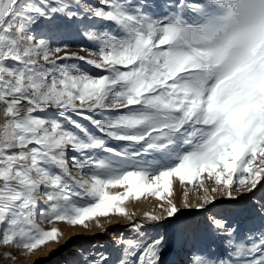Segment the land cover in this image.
<instances>
[{
  "label": "snow or ice",
  "instance_id": "6c2138e0",
  "mask_svg": "<svg viewBox=\"0 0 264 264\" xmlns=\"http://www.w3.org/2000/svg\"><path fill=\"white\" fill-rule=\"evenodd\" d=\"M64 23L83 26L86 55ZM262 165L264 0H174L159 13L128 0H0V261L58 242L45 224L131 221L130 198L162 201L147 223L172 218L175 180L203 189L200 209L221 189L238 199L264 186ZM258 215L260 229L236 240L214 219L231 255L197 264H264V202ZM145 226L131 222L137 237L118 241L117 264H163L165 237L144 240ZM97 262L109 257L83 264Z\"/></svg>",
  "mask_w": 264,
  "mask_h": 264
},
{
  "label": "rangeland",
  "instance_id": "374dc122",
  "mask_svg": "<svg viewBox=\"0 0 264 264\" xmlns=\"http://www.w3.org/2000/svg\"><path fill=\"white\" fill-rule=\"evenodd\" d=\"M154 1H155V3H154ZM90 2L93 4L99 5L100 0H95V1L90 0ZM128 2L131 4H137V3L143 4L145 2H149V3L153 4L154 8L157 5H159L160 6L159 8H157V7L155 8L156 11L159 13L161 8H163V6L171 4L172 2H174V0H171V1L170 0H157V2H156V0H128ZM132 2H134V3H132ZM158 3H161V4H158ZM85 23H87V22H85ZM95 23L98 26L100 24L99 21H96ZM61 27L66 30V33H70L72 38H73L74 43H73V47H72L71 51L80 52L81 47H83L85 49L93 47L91 42L83 39L81 36H79L77 34L78 28L81 31L83 30L82 25H77L76 23H72V24L64 23L61 25ZM108 27H111V26L109 25ZM48 30H49L48 25L46 23H41L39 26H34V31L38 35L41 33H47ZM80 54L86 55L87 53L86 52H80ZM84 67L87 68L88 66L84 65ZM90 70L94 74H99V70H95V69H90ZM74 118L79 119L78 117H74ZM81 123L85 124L90 130L94 131L93 126H91L88 123V121L81 120ZM112 143L115 144L116 142H112ZM71 155H72V153L69 152V156H71ZM258 162L259 161H257V163ZM262 166H264V165H262ZM204 184L206 187H208V185H209L210 190L212 187H215L213 181L208 180V179H205ZM211 184H213V185H211ZM195 189H193V185L190 183L181 184L178 180H175L174 185H173V193L169 198L177 205V207L180 209V211L174 217L166 219V220H164L158 224L157 223H147L145 220L146 216H140V218L132 220V221H136V222H140L143 220L145 223L148 224V225L146 224V226L142 232V238L144 240L150 241L152 239L158 238L159 236L165 237L166 242L164 245V252L162 254L163 264H168L166 261V258H165L166 253L169 254L173 251L174 244L176 241L175 238H176L178 232L180 231V229L182 227H186L188 225V223L190 221H192L194 218L196 219V222H197L199 217L201 216L200 208L184 206V202L188 196L189 197H191V196L197 197L200 193H202L201 196H203V189L202 188L196 187ZM111 191H113V192L122 191V189L113 188V189H111ZM194 191H199V192L194 194ZM215 193H219L221 195L225 192L221 189ZM210 194H213V193L210 192ZM233 195L238 197V199H235V200L231 199L230 200V201H233L235 207L233 209H231L232 211H230L229 213L219 215L218 219L221 218V220H227V221H229V224L235 226L238 229L237 233H235L233 236V240H236L237 237H243V236L247 235L249 233L250 229H255V230L260 229L259 227L261 226V220H260L261 217L258 215V207H259V204L261 202H264V186H258L257 189L254 190L252 193H242V192L234 191ZM143 199H145V201H148V196L146 195L139 200H135V199L130 198L127 202L132 200L133 204L135 206L136 204L139 203V201H141ZM157 201H161V200L157 199ZM127 211L129 213V216L133 212V210L131 212H129L128 208H127ZM148 213H152V212H148ZM160 213H163V212L160 211V212L156 213V215H160ZM143 217H144V219H143ZM125 219H127V218L124 216H121V215H112L110 217L98 218V221H99L98 223L97 222H90V223H95L96 226H98V227H103L108 222L115 223L114 225H112L110 227V229H108V232H106L107 235H106V233H104L106 236L103 235V236H100L98 238V241L95 243V250L93 251L92 257L96 256V254L98 255V253H102V254L107 255L109 257V262H108L109 264H117L118 259L122 255V251H121L122 245H120L118 243V241H120L121 239H129V238L137 237V233L132 231V229L130 227V224L132 221L131 222H130V220L125 221ZM126 223H128V224H126ZM180 224H182V225H180ZM53 226L58 227L62 233V236L60 237L58 242H55V241L49 242L46 245L38 248L37 250H35L31 254H21L22 258L20 260H15V261L4 260V261H0V264H30L37 256L48 255V253L50 252V249L53 245L62 244V241L65 239V237H67L72 232H76V231H79L82 229H86V227H83V226H71V225H68L67 223H59L58 225H50V224L44 225V227L46 229H50ZM89 226H90V224H89ZM197 226L200 228V230L202 232L207 230L206 231L207 234H206V232H204V233L207 235L206 239H207V243L209 242V248H207L206 252H204L203 257L205 259H207L208 257H206V256H209V255H212L213 258L219 256L218 254H215V250L213 251V248L215 247L213 242L215 240L214 239L215 236L217 235L219 242L223 241L222 242L223 246H224L223 249L226 246L229 247L228 249L225 248L224 252H223L224 254L220 255L219 257L222 259H228L227 257H229L231 255L232 249H230V248H232V246L229 245L225 241L226 238L222 236L223 234L220 233L221 231H219L218 229H215V227L210 229L209 227L211 225H206L205 221L204 222L202 221V223L197 222ZM211 227H213V226H211ZM214 230H216V232ZM217 230H218V232H217ZM211 236H214V237L212 238ZM220 236H222V237H220ZM212 239H214V240H212ZM218 240H215V241H218ZM108 241L110 242L109 244H108ZM95 252H96V254H95ZM204 258H202V259H204ZM54 260H56V259L55 258H51V259L49 258V260L47 262L51 263L52 261L54 262ZM61 262H62V260L59 259L56 264H60ZM70 264H76V263H70Z\"/></svg>",
  "mask_w": 264,
  "mask_h": 264
},
{
  "label": "bare ground",
  "instance_id": "6f19581e",
  "mask_svg": "<svg viewBox=\"0 0 264 264\" xmlns=\"http://www.w3.org/2000/svg\"><path fill=\"white\" fill-rule=\"evenodd\" d=\"M156 2H157V0H156ZM132 3H134V2H132ZM154 3H155V1H154ZM161 3H158V4H161ZM211 185H213V184H211ZM208 188H209V185H208ZM197 192H199V191H194V194H196ZM201 195H202V193H200L197 197H193V196L189 197L188 196L184 202V206L191 205V207L197 208L196 205L203 202V196H201ZM212 195L216 196L215 202L206 204L204 208L200 209L201 216L199 217V219L197 221V222H201V223H202V221L203 222L205 221L206 225L213 226V227L210 226L209 227L210 229L215 227L214 224L212 223V221L214 219H218L219 215L229 213L230 211H232L231 209H233L235 207L233 201H230L231 199L228 198L225 193H223L221 195L219 193H213ZM161 203H162V201H157V198L152 197V196H148V201H145V199H143V200L139 201L138 204L135 205L136 207L134 206L132 200H130L129 202H126L124 206L126 208H128L129 212H131L133 210V212L130 214L131 221H132L134 219L140 218V216H146L145 214L148 212H152V213L154 212L153 214H156V213L162 211L159 207V205ZM160 215H163V213H160ZM143 219H144V217H143ZM145 220H146V218H145ZM125 221H129V219L127 218V219H125ZM197 222H196V219L194 218L192 221H190L188 223V225L186 227H182L180 229V231L178 232V234L175 238L176 241L174 244L173 251L169 254L166 253L165 258H166V261L168 264H197L198 260L204 258L203 254H204V252H206L207 248H209V242L207 243V239H206L207 238L206 237L207 236L206 235L207 230L202 232L200 230V228L198 227L199 225L197 226ZM89 224H90V226L88 228L82 229V230H79L76 232H72L71 234H69L62 241V244L53 245L51 247L48 255H46V256L39 255L30 264H56L59 259L62 260V262L60 264H70V263L83 264V262L85 260L90 261L92 254H93V251L95 250V243L98 241V238L100 236L105 235L104 233L108 232V229H110V227L112 225H114L115 223L108 222L103 227H98V226H96L95 223H89ZM126 224H128V223H126ZM180 225H182V224H180ZM105 229H107L106 232H105ZM214 231L216 232V230H214ZM204 232H206V234ZM217 232H218V230H217ZM106 235H107V233H106ZM214 236H211V237L213 238ZM222 236L225 237L224 235H222ZM222 236H220V237H222ZM214 239L218 240L217 235L215 236ZM214 239H212V240H214ZM215 240L213 242V244L215 246L213 248V251L215 250V254H218L220 256V255L224 254L223 253L224 249L225 248L228 249L229 247L226 246L223 249V247H224L223 243H222L223 241L219 242V240L218 241H215ZM109 243L110 242L108 241V244ZM230 249H232V248H230ZM95 254H96V252H95ZM48 257L50 259L55 258L56 260H54V262L52 261L51 263H49V262H47L49 260ZM206 257H208V256H206Z\"/></svg>",
  "mask_w": 264,
  "mask_h": 264
}]
</instances>
